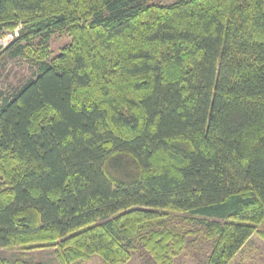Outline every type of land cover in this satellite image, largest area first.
<instances>
[{"label": "trees", "instance_id": "1", "mask_svg": "<svg viewBox=\"0 0 264 264\" xmlns=\"http://www.w3.org/2000/svg\"><path fill=\"white\" fill-rule=\"evenodd\" d=\"M0 250L60 264H174L197 218L206 264L264 237V0H0ZM70 43L52 57L50 40ZM196 233V232H195Z\"/></svg>", "mask_w": 264, "mask_h": 264}, {"label": "rangeland", "instance_id": "2", "mask_svg": "<svg viewBox=\"0 0 264 264\" xmlns=\"http://www.w3.org/2000/svg\"><path fill=\"white\" fill-rule=\"evenodd\" d=\"M146 4L169 5L178 0H139ZM22 25L15 32L10 33L0 41L1 47H6L14 38L19 35ZM70 38L63 34L54 35L50 40V50L52 57L60 54L61 49L70 43ZM37 70L30 61L22 59L0 58V90L8 96L14 93L25 82L34 77ZM173 224L185 233L194 232L187 235V244L182 254L174 259V264H206L207 258L212 250V243L205 235V226L201 225L197 218L186 214H173ZM196 232V233H195ZM0 255L4 258L16 262L20 259L19 251L0 250ZM28 264H60L53 250H34L27 252L26 257H22ZM83 264H104L103 260L95 256ZM128 264H155L154 259L140 249L134 254ZM232 264H264V237L258 234L252 236L247 245L239 252Z\"/></svg>", "mask_w": 264, "mask_h": 264}]
</instances>
